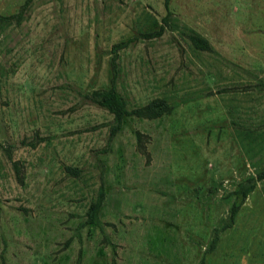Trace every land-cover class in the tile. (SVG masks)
Segmentation results:
<instances>
[{"label": "rangeland", "instance_id": "374dc122", "mask_svg": "<svg viewBox=\"0 0 264 264\" xmlns=\"http://www.w3.org/2000/svg\"><path fill=\"white\" fill-rule=\"evenodd\" d=\"M22 2L0 0V15ZM169 10L30 0L0 21V264H200L233 201L202 264H264V0ZM112 72L128 108L161 96L171 110L109 135L111 113L83 94ZM100 184L99 223H85Z\"/></svg>", "mask_w": 264, "mask_h": 264}, {"label": "trees", "instance_id": "16d2710c", "mask_svg": "<svg viewBox=\"0 0 264 264\" xmlns=\"http://www.w3.org/2000/svg\"><path fill=\"white\" fill-rule=\"evenodd\" d=\"M30 0H23L21 4V9L17 11V13H12L9 15H0V21H8L12 17L20 16L22 7H25ZM163 5L166 10V14L162 16V20L166 21L167 14L169 13V0H163ZM163 29V25H159L157 29L152 31H147L143 33L145 36H154L160 34L161 30ZM191 42L200 47V48H208L207 40L197 34H193L190 36ZM126 40H121L115 42L111 46L112 52H116V50L122 47L125 44ZM113 57L111 58V66L112 70L114 67ZM87 99L91 102L97 104L105 108L112 116V123L109 127V135H113L121 126L124 116L126 115H135L141 117H157L163 113L169 112L172 108V105L168 102L165 97L155 96L149 99L144 104L136 105L134 107L128 108L127 102L124 96L119 92V90L115 86L113 72L112 75L109 77V85L104 87L98 88H91L86 90L83 94ZM70 171H73L74 168L68 166L67 167ZM256 178L261 179L264 177V165L263 167L256 173ZM254 179L253 176L248 178V183L240 184L239 187L236 189V192L239 193V197L241 201L245 198L247 192L251 190L254 186ZM104 197V189L102 184L99 185L97 192L94 198L87 204L85 210V219L84 222L92 225H97L99 223L98 213L100 206L102 204ZM239 207V203L233 201L229 207L227 214L221 218V222L218 226H214L212 228L211 237L207 243V245L203 248L201 253L200 261L202 264L205 258V254L211 251L216 244L218 238V232L223 230L233 223L234 216L237 212Z\"/></svg>", "mask_w": 264, "mask_h": 264}]
</instances>
